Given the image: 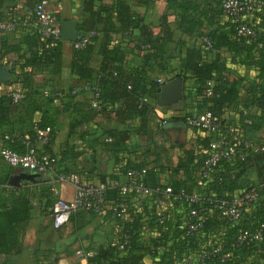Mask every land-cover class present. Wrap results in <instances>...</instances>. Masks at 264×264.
<instances>
[{
	"label": "trees",
	"instance_id": "1",
	"mask_svg": "<svg viewBox=\"0 0 264 264\" xmlns=\"http://www.w3.org/2000/svg\"><path fill=\"white\" fill-rule=\"evenodd\" d=\"M2 1L0 0V3ZM204 1L205 10L200 7L198 0H166L165 9L159 17V30L154 33L152 24L131 7L132 2L149 3L148 0H115L112 5L98 0H82L86 14L78 23V29L83 34L93 33L88 42L74 47L71 71L75 82L67 89L49 86L42 93L27 86L32 74L37 71L57 74L62 57V39L52 34L43 35L33 15L30 14L33 17L32 29L25 32L19 41L10 43L5 36H0V64L9 65L11 82L21 81L28 87L23 91L22 97L27 106V113L39 111L40 115L34 125L39 128L47 125L51 127L50 138L42 144V151L50 153L56 115L62 110L71 109L75 114L70 123L72 129L83 120L86 121L101 112L112 113L119 121L140 118L145 122L153 108L143 97L154 94L161 84L148 71V59H163L164 54L169 57L167 52L170 42L184 44L180 37L175 38V29H178L181 35L197 37L196 42L185 45L182 55L179 56L180 72L176 75L192 76L199 83L198 93H202L201 85L207 79H212L216 72L224 70L218 53L210 59L206 58L213 49L222 46L228 47L232 52L243 49L244 60L253 61L252 53L259 51L264 42L260 34V26L263 23L246 21L243 15L242 20L255 29V38L237 34L238 22L230 17L223 25L218 23L214 28H207L204 20L209 22L223 13V0ZM248 13L262 17L264 8ZM170 16H173V19H170ZM100 31L104 36L103 60L100 68L94 69L89 60L93 42ZM116 34L119 35V40L115 38ZM202 36L209 40L208 48H205L206 43L201 39ZM126 37L134 41L135 49L123 45L122 40ZM135 50L146 51L142 53L140 61L126 66L127 52L134 55ZM10 53L13 57L9 56ZM254 61L260 67L258 75L263 77L264 58L260 55ZM86 84L95 86L99 107L92 106L89 98L75 100L76 95L84 93L85 90H72ZM240 87H244L247 93L243 103L239 99ZM55 91L61 92L59 102H54ZM38 96L50 103L51 111L37 102ZM10 100V92L0 94V125L10 121L7 103ZM231 104L237 108L240 120L243 117L250 119L249 123L244 121L241 125L245 130L242 134L244 139L246 130L259 131L264 127V84L216 78L211 85V93L204 94L199 108L196 109H211L222 119L224 108ZM252 106L257 110L243 113L244 109L248 110ZM105 132L115 137L113 146H123L131 130L112 128ZM211 136H208L207 150L202 154L186 152L174 166H165L172 175L167 182H162L159 176L158 167L163 165L125 160L118 167L117 172L124 173L128 167L148 166L143 180L146 185L158 188L155 195L162 199L161 210H158L153 201L154 195L140 198V203L137 204L131 200L134 192L129 190L126 195L124 219H116L112 216L111 207L118 201L120 192L118 186L109 184L105 190L108 207L103 217L110 213L114 222L117 220L121 223V227H115V235L107 243L94 247L92 253L87 256V264H146L143 260L145 254L153 256L150 264H264V196L259 198L260 193L264 194V148H246L244 159H221L207 175H202V161L208 153V141ZM34 139L35 127L30 129L27 135H23V138L14 136L6 140L8 145L22 151L26 147L25 141ZM255 143L264 147V141ZM255 143L253 144L256 145ZM248 169L255 170L260 181L258 184L243 178L242 174ZM195 172L197 175H194ZM115 179H118L117 176H111L109 179L102 176L99 182H112ZM166 185L171 186L168 193L163 192ZM51 186L45 185L47 193L44 194L43 210L46 212L51 211L54 199ZM181 188L187 194L195 192L197 199L190 200L181 195ZM251 190L256 191L257 197L243 206L241 218L235 221L221 214L218 204L222 200L231 201L234 196L246 194ZM31 207L32 196L22 194L21 191L13 194L7 203L0 206V264H15V256L21 251L20 231L30 216ZM192 208L196 211L194 215L190 213ZM189 222L200 224L192 232H188ZM243 228L260 230L261 238L250 243H238L237 235ZM46 264H53V260L46 261Z\"/></svg>",
	"mask_w": 264,
	"mask_h": 264
},
{
	"label": "crops",
	"instance_id": "2",
	"mask_svg": "<svg viewBox=\"0 0 264 264\" xmlns=\"http://www.w3.org/2000/svg\"><path fill=\"white\" fill-rule=\"evenodd\" d=\"M114 1L98 0V2L108 5H112ZM198 1L200 7L205 10V1ZM34 2L35 0H3L0 3V36H5L8 42L13 43L19 41L25 32L31 30L33 17L27 7H32ZM148 2H132L131 7L143 15L145 20L152 24L154 33H157L159 17L165 9L166 0H148ZM50 7L57 13L60 21L75 19L77 28L78 23L86 14L82 0H50ZM170 19H173V16H170ZM244 19L253 23H263L260 26V34L264 41V14L261 17L246 13ZM228 20L229 17L222 13L209 22L204 20V25L207 28H214L218 23L223 25ZM11 21H13V25H10ZM172 25L175 26L173 21ZM174 33L175 38L180 37L184 44L170 42L167 52L170 54L169 57L164 54L163 59H148V65H150H147L148 71L153 78H161L163 82L181 76L176 75L180 72L179 56L182 55L185 45H191L197 40L196 36L181 35L178 29H175ZM118 37L119 35L116 34L115 38L119 40ZM103 39V33L97 32L89 60L90 66L94 69H99L103 60ZM122 43L127 48H133L135 45L134 41L127 37L122 40ZM61 51L60 71L57 74L37 71L32 74L28 87L36 88L43 93L49 86L67 89L75 82L71 71L74 51L72 41L62 40ZM144 51L146 50H135L133 51L134 55L127 52L128 63L126 66H130L134 61H140ZM217 53L219 61L224 65V70L216 72L212 79H207L201 85L202 93L197 92L199 83L192 76H181L184 80V96L172 104H159L155 91L154 94L148 96V102L153 109L149 112L145 122H142L140 118L119 121L112 113L101 112L86 121L83 120L81 124L72 129L70 123L75 114L71 109L60 111L56 115L53 127L54 136L50 144V153L57 158L52 170L34 171L11 167L0 158V206L7 203L13 194H18L20 191L22 194L32 196L30 216L20 231L21 251L15 256V264H46L48 260H53V264H73L75 262L87 264V256L92 253L94 247L107 243L115 235V222L110 213L100 217L84 209L75 210L61 226H53L51 211L43 210L44 194L47 193L45 185H56L58 194L65 199L73 198L76 191L75 183L67 180H55L58 172L66 171L76 174L83 182L98 183L102 176L107 179L117 176L118 179L123 180L125 178L123 173L117 171L118 167L128 160L149 165H163L161 168L158 167L159 176L162 182H167L172 178L170 171L166 169L167 166H174L179 158L186 155V152L202 154L207 150L206 140L210 135L209 131L188 126L183 120L190 110L199 108L201 98L204 94L206 95V89L211 88L216 78L264 84V76L258 75L260 67L254 61L260 55L264 58V42H262L259 51L252 53L253 61L244 60L245 51L243 49L232 52L226 46L213 49L206 55V58L210 59ZM9 56L13 57L12 53ZM3 66L8 70V77L0 80V94L14 90L23 93L28 87L21 81L11 82L9 65ZM90 96L91 93L86 91L77 94L75 100H85ZM246 96L244 87H240L239 99L241 103ZM38 97L37 102L41 103L43 108L51 111L50 103L45 102L42 96ZM7 103L9 104L8 118L10 121L0 125V146L7 143L4 134L16 133L22 138L23 135H27L29 130L35 127L34 122L40 115L39 111L27 113V106L22 98L12 99ZM244 110L243 113H252L257 109L252 106L248 110ZM222 119L225 124L238 126L242 135L245 130L241 125L245 119L249 118L243 117L240 120L237 108L231 104L224 108ZM112 128L117 130L129 128L131 130L130 136L124 140L123 146L112 145L115 137L111 141L105 140V136L108 135L105 131ZM245 139L253 143L263 142L264 127L259 131L246 130ZM38 146L44 150L43 145L38 143ZM195 174L197 175L196 172ZM242 176L253 183L260 182L253 169L246 170ZM263 196V193L259 194V198ZM77 250H80V253H77ZM152 259L153 256L150 254H145L143 258L146 264H150Z\"/></svg>",
	"mask_w": 264,
	"mask_h": 264
},
{
	"label": "built area",
	"instance_id": "3",
	"mask_svg": "<svg viewBox=\"0 0 264 264\" xmlns=\"http://www.w3.org/2000/svg\"><path fill=\"white\" fill-rule=\"evenodd\" d=\"M223 14L237 20V34L243 35L249 38H255L256 31L247 22L242 20L245 13L253 10H259L264 8V0H223L221 3ZM28 12L33 15L35 23L39 26V29L43 35L52 34L54 37H60V19L57 13L50 7V0H36L31 9ZM13 25V21L11 24ZM93 32L83 34L77 40L72 41L74 47H80L82 44L90 40V35ZM205 41V48L209 47V40L206 36L201 38ZM158 82L162 83L161 78H157ZM79 89H84L85 92L91 93L89 102L94 107H99V99L97 98V91L94 85L86 84L82 87L73 89L72 92H76ZM211 93V88L206 89V94ZM54 102H59L60 91H55ZM12 99H21L23 93L14 90L10 92ZM144 100H148V96L143 97ZM245 111V110H244ZM246 122H250V119H245ZM184 122L191 127H197L209 131L212 135L208 141V153L202 161V175H207L208 172L215 168L217 163L221 159H244L246 148L257 149L264 148L263 146H257L247 139H244L241 135L238 126L232 124H225L221 117L214 113L211 109L204 108L202 110L193 109L190 110L184 116ZM51 127L49 125L39 128L35 126V139L33 141L26 140V147L24 150H17L7 143L0 146V158L2 161L11 167H21L34 171H47L52 170L56 164L57 158L54 154L44 152L40 150L39 144H44L50 138ZM18 136L16 133L4 134L5 139ZM112 136L106 135L105 140L111 141ZM148 166L141 167H128L123 173L124 179H115L112 182H83L80 181L76 174L66 171H60L56 175L55 180H67L75 183L76 191L74 197L71 199H65L58 194L56 185L51 186V190L54 195V199L51 206L52 224L54 227H59L64 224L69 215L82 207L86 211L93 212L95 215L103 217L107 210V204L105 199V190L109 184L116 185L119 188V199L114 205H112V216L114 218L124 219L125 210L127 207L126 195L129 190L134 192V196L131 197L133 202L140 203L142 197H153V201L160 211L162 199L155 195L158 188H152L145 184L143 177ZM171 191V186L166 185L163 192L168 193ZM180 194L185 195L190 200H196L197 196L195 192L190 194L185 193L184 189H180ZM257 197L255 190H251L246 194L236 195L231 201L222 200L218 204V208L222 215L232 220H238L241 218L243 206ZM191 214H195V209L190 210ZM200 222H189L188 232H192ZM115 227H121V223L115 220ZM126 237V235H125ZM261 238V231L256 229L243 228L237 235L238 243H250L252 241H258ZM126 241V238H125ZM122 247V244L120 245ZM80 253V250H77ZM203 264V262H202Z\"/></svg>",
	"mask_w": 264,
	"mask_h": 264
},
{
	"label": "water",
	"instance_id": "4",
	"mask_svg": "<svg viewBox=\"0 0 264 264\" xmlns=\"http://www.w3.org/2000/svg\"><path fill=\"white\" fill-rule=\"evenodd\" d=\"M83 35L77 28L75 19H63L60 21V38L62 40L74 41ZM8 77V70L0 64V80ZM183 78L173 77L156 88V99L159 104H172L184 96Z\"/></svg>",
	"mask_w": 264,
	"mask_h": 264
}]
</instances>
